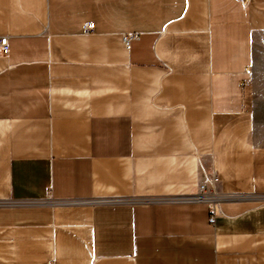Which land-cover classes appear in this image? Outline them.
<instances>
[{"label":"crops","instance_id":"1","mask_svg":"<svg viewBox=\"0 0 264 264\" xmlns=\"http://www.w3.org/2000/svg\"><path fill=\"white\" fill-rule=\"evenodd\" d=\"M2 37L0 264H264V0H0Z\"/></svg>","mask_w":264,"mask_h":264},{"label":"built area","instance_id":"2","mask_svg":"<svg viewBox=\"0 0 264 264\" xmlns=\"http://www.w3.org/2000/svg\"><path fill=\"white\" fill-rule=\"evenodd\" d=\"M93 24L89 23L86 25V31L91 32ZM0 49L4 54H7L9 51L8 39L2 37L0 39ZM219 180L218 177L210 173L207 177V181L199 186V191L195 195L184 197V201H193V202H206L209 204L210 219L211 222H215L218 212L219 202L224 198L217 191V184Z\"/></svg>","mask_w":264,"mask_h":264}]
</instances>
